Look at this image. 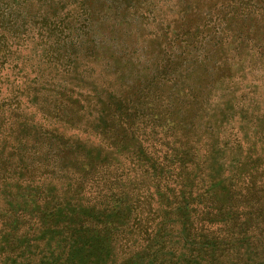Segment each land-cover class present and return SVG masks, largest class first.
Listing matches in <instances>:
<instances>
[{
    "label": "trees",
    "instance_id": "16d2710c",
    "mask_svg": "<svg viewBox=\"0 0 264 264\" xmlns=\"http://www.w3.org/2000/svg\"><path fill=\"white\" fill-rule=\"evenodd\" d=\"M28 1L0 0V71L87 138L20 120L0 98V264H264V0L179 9L153 28L152 53L137 47L149 34L127 51L95 27L150 20L145 4L119 16L121 0L37 13ZM26 39L43 45L37 64L12 47ZM119 50L122 78L111 79ZM229 55L249 57L240 76ZM224 80L256 114L247 137L226 139L237 157L216 182L196 119Z\"/></svg>",
    "mask_w": 264,
    "mask_h": 264
},
{
    "label": "rangeland",
    "instance_id": "374dc122",
    "mask_svg": "<svg viewBox=\"0 0 264 264\" xmlns=\"http://www.w3.org/2000/svg\"><path fill=\"white\" fill-rule=\"evenodd\" d=\"M4 1L8 2L10 0ZM200 1L201 0H121V8L118 10L119 16H123L120 15L119 12L122 11L123 7L126 5H129L131 9H141L139 4H145L149 9L148 14H150L151 10L150 20H148V18H143V20H136L134 22H130V20H124L125 22L123 21L122 23H118V26L116 27H113L114 24L110 20L111 25L109 26L104 25V27L101 28L99 25H97L95 27H98L100 31H110V35H114L113 41L115 45H119V47L121 48L124 46L128 47V44L130 42H135L137 39H139L140 36L142 37V35L144 34H149L148 38L144 37V39H140V44L137 45V47L145 45V47L147 49H150L152 53L158 45V39L160 40V31L158 30L157 33L154 32L152 35L150 33L152 32L153 28H155L158 20H166L173 14H177L179 9V12H183V10L186 9L189 13L190 11H193L195 9L194 7L196 6H199V8L202 10L209 8L211 1L202 0V3H200ZM28 2L33 4L32 8L34 9L32 10V13H37L38 11H35L36 9L46 12L50 8L55 7V0H29ZM70 7L72 8L74 7V5ZM93 9H96V7L93 6ZM190 18H192V15L189 16V19ZM129 22L131 25H129ZM128 26L131 27L128 28ZM83 29L84 28H82V30ZM130 29H133L134 33L130 34ZM30 33L32 34L33 32ZM12 41L13 40H10L11 44H13ZM35 44L36 43L33 40L26 39L24 43H21V45L20 43H14L12 47H18L20 51L19 56L21 59L28 57L29 55H33V61L35 60L33 63L37 64L38 61H40L39 52H41V50L43 49V45ZM127 51H129V47ZM119 53H121L120 50L116 54V59L114 58L115 61H112L113 63H115V65L113 66L114 69L112 75H109L111 79H116L117 77L122 78L118 65L122 64L124 58H120ZM131 56L133 57V55ZM248 59V56L243 58L235 57V59H232V55H229L227 63H229V66L233 67L232 71L235 72V75L240 76L242 74L241 69H243L244 64H246L245 61H247ZM13 66L14 65H11L10 68H12ZM117 69L118 74L116 75ZM13 71L17 73V70ZM10 73L11 71L7 69H3L2 71H0V83L4 89L3 94L0 95V98H4L5 101L10 102L9 104L11 105V107H13L14 110L19 113V116L17 118H19L20 120H22L23 118H28L30 122L38 127L48 128L53 132L62 133L67 137H77L80 140H82L83 138H87V135L82 128L83 123L81 122L75 120L73 122H70L68 116L66 117L67 122H64L68 123L69 125H61L63 120H49L48 115L46 114V110L38 107L34 101L30 100L31 97L27 96V94L29 93L25 88L27 86H25L23 82L20 81V79H17L16 76L18 73L15 74V76L12 75L11 79L8 80L9 78L7 77V75H9ZM33 76L34 73L32 74L29 72L26 74V78H31ZM101 80H103V77ZM236 82L238 81H235V83ZM258 83L262 87L264 83V76H262V79L257 80V84ZM234 86H236V84H232L230 87H228L225 80L219 83L217 86V91L213 96L211 108L209 109V111L207 110L203 113L201 112L196 119V130L198 132H202L208 139H210L212 144V148L209 152L210 155L207 157V160L209 162V165H211V170L213 168L212 176L214 174L216 182L224 180L228 177L227 175L229 171H231L232 166L235 164V159L237 157L236 152L231 149L228 144H226V139H228V136L232 135L236 137L237 134L247 137L252 124L255 121V107L254 105H252L253 103H251L253 101H250V98L253 96L250 95V98H246L247 101H242L245 100V97L241 95L238 88L235 90ZM12 89L13 91L15 90V93H17L16 95H13ZM233 91L235 92L233 93ZM239 103H242V105L239 106ZM227 143L230 142L228 141ZM216 172L217 174H215Z\"/></svg>",
    "mask_w": 264,
    "mask_h": 264
}]
</instances>
